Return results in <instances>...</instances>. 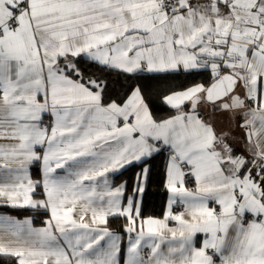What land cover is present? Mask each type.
<instances>
[{
    "label": "snow or ice",
    "instance_id": "snow-or-ice-1",
    "mask_svg": "<svg viewBox=\"0 0 264 264\" xmlns=\"http://www.w3.org/2000/svg\"><path fill=\"white\" fill-rule=\"evenodd\" d=\"M0 207V264H264V0H0Z\"/></svg>",
    "mask_w": 264,
    "mask_h": 264
},
{
    "label": "trees",
    "instance_id": "trees-1",
    "mask_svg": "<svg viewBox=\"0 0 264 264\" xmlns=\"http://www.w3.org/2000/svg\"><path fill=\"white\" fill-rule=\"evenodd\" d=\"M83 63V61H82ZM99 75V73H97ZM207 83L208 82V74L201 73L199 75L192 74L185 76L182 74L179 78L162 82L169 86L176 87L177 89L191 86L193 83ZM155 82L149 81V85H153ZM157 116H164L167 113L163 109H154ZM166 156L158 155L154 159L149 161L148 165L141 164L137 166L136 164L129 166L122 170V174L118 173L115 175V182L127 181V193L130 195L132 193L135 178L137 173L144 166H150L151 174L150 179L147 183L146 192L143 197V208L142 214L145 217H161L163 215L166 199H167V191L164 188V167H165ZM37 176V173H36ZM1 213H7L10 215H14L16 217H25L30 216L33 218L34 224L39 225L42 224L45 216L43 214H38L37 212L31 209H13L9 207H0ZM126 221L124 218H110L108 226L110 230L120 232L124 236L123 229L125 227ZM5 260L7 258H4Z\"/></svg>",
    "mask_w": 264,
    "mask_h": 264
},
{
    "label": "crops",
    "instance_id": "crops-1",
    "mask_svg": "<svg viewBox=\"0 0 264 264\" xmlns=\"http://www.w3.org/2000/svg\"><path fill=\"white\" fill-rule=\"evenodd\" d=\"M49 122H50V117H49L47 114H45V116H44V123H45V124H48ZM133 165H134V164H133ZM130 166H132V165H130ZM40 167H41V165H40L39 163L32 165V167H31V176H32V179H33V180H37V179L40 178V175H41V173H40ZM127 167H129V166H127ZM127 167H126V168H127ZM144 167H145V166H144ZM140 171H141V170H140ZM140 171H139V172H140ZM139 172H138V173H139ZM36 173H37V176H36ZM116 174H118V173H116ZM116 174H112V175L110 176V179L114 181V185H113V186H115V185H119L120 183H123V182H124V181H122V182H115V178H114V177H115ZM188 186H189V187H194V182L189 181V182H188ZM40 191H42V189H38L37 194L34 195V197H33L34 199H40V198H42V197L39 195V192H40ZM130 195H131V194H130ZM168 195H169V194L167 193V199H166V205H165L164 212H165V210H166V208H167ZM122 203H126V201H123V200H122ZM180 211H183V208H181ZM180 211H177V212L173 211V212H174V213H178V212H180ZM164 212H163V215H164ZM0 213H1V212H0ZM4 214H7V213H4ZM8 215H10V214H8ZM163 215H162L161 217H156V218H163ZM11 216H14V215H11ZM14 217H16V216H14ZM28 217H30V216H25V217H21V218L17 217V218L23 220V219L28 218ZM31 218H32V217H31ZM77 218H78V217H77ZM109 219H110V218H109ZM32 220H33V218H32ZM174 224H175V222H170V225L174 226ZM33 225H34L35 227H40L42 224L36 225V224H34V221H33ZM118 233H120V232H118ZM120 234L122 235L123 240L126 242L127 239H128L127 234H126L125 236H124L122 233H120ZM4 239H8V237L5 236ZM202 239H203V234H199L198 237H197V239H196V244H197V246H199L200 241H201Z\"/></svg>",
    "mask_w": 264,
    "mask_h": 264
},
{
    "label": "built area",
    "instance_id": "built-area-1",
    "mask_svg": "<svg viewBox=\"0 0 264 264\" xmlns=\"http://www.w3.org/2000/svg\"><path fill=\"white\" fill-rule=\"evenodd\" d=\"M182 207H180L179 205H173V211L177 212L180 211Z\"/></svg>",
    "mask_w": 264,
    "mask_h": 264
}]
</instances>
